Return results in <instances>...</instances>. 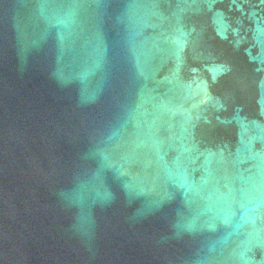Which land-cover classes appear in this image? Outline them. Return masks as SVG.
Instances as JSON below:
<instances>
[{"label":"water","instance_id":"obj_1","mask_svg":"<svg viewBox=\"0 0 264 264\" xmlns=\"http://www.w3.org/2000/svg\"><path fill=\"white\" fill-rule=\"evenodd\" d=\"M0 264H264V0H0Z\"/></svg>","mask_w":264,"mask_h":264}]
</instances>
